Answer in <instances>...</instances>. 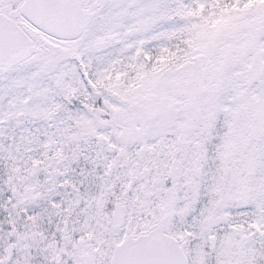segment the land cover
<instances>
[{
    "label": "snow or ice",
    "instance_id": "6c2138e0",
    "mask_svg": "<svg viewBox=\"0 0 264 264\" xmlns=\"http://www.w3.org/2000/svg\"><path fill=\"white\" fill-rule=\"evenodd\" d=\"M0 264H264V0H0Z\"/></svg>",
    "mask_w": 264,
    "mask_h": 264
}]
</instances>
